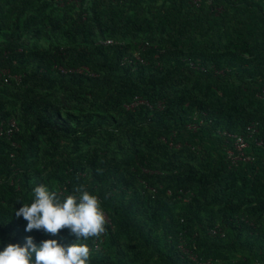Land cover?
<instances>
[{"label":"trees","instance_id":"obj_1","mask_svg":"<svg viewBox=\"0 0 264 264\" xmlns=\"http://www.w3.org/2000/svg\"><path fill=\"white\" fill-rule=\"evenodd\" d=\"M11 121L0 251L77 243L69 229L27 232L14 213L40 184L79 185L106 215L80 241L90 264H264V1L0 0ZM253 125L251 160L232 165Z\"/></svg>","mask_w":264,"mask_h":264},{"label":"clouds","instance_id":"obj_2","mask_svg":"<svg viewBox=\"0 0 264 264\" xmlns=\"http://www.w3.org/2000/svg\"><path fill=\"white\" fill-rule=\"evenodd\" d=\"M14 215L28 222L27 232L43 229L56 235L69 229L77 243L65 247L57 240H46L37 245L28 237L24 246L8 244L0 251V264H90V248L80 241L105 231L99 197L79 185L72 194L62 196L59 190L40 184L32 190L31 203H23Z\"/></svg>","mask_w":264,"mask_h":264},{"label":"built area","instance_id":"obj_3","mask_svg":"<svg viewBox=\"0 0 264 264\" xmlns=\"http://www.w3.org/2000/svg\"><path fill=\"white\" fill-rule=\"evenodd\" d=\"M59 6H64L66 3H78L81 0H55ZM192 5L199 7L202 3V0H190ZM112 41H107L105 44H111ZM138 57V55H136ZM139 58V57H138ZM138 103H135V105ZM159 108H163L162 105H159ZM15 131H18V127L15 121H11L8 127H4V123H0V136L3 135H12ZM256 126L248 127L246 133L241 136L235 137V151H228V159L231 160L232 165H237L239 161H249L251 157H245V151L250 147V140L257 134ZM106 217V215H105ZM262 264V263H257Z\"/></svg>","mask_w":264,"mask_h":264},{"label":"crops","instance_id":"obj_4","mask_svg":"<svg viewBox=\"0 0 264 264\" xmlns=\"http://www.w3.org/2000/svg\"><path fill=\"white\" fill-rule=\"evenodd\" d=\"M259 1H264V0H259Z\"/></svg>","mask_w":264,"mask_h":264}]
</instances>
